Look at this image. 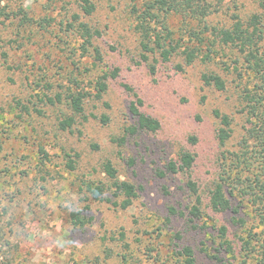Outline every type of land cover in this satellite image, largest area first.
<instances>
[{
	"label": "rangeland",
	"instance_id": "1",
	"mask_svg": "<svg viewBox=\"0 0 264 264\" xmlns=\"http://www.w3.org/2000/svg\"><path fill=\"white\" fill-rule=\"evenodd\" d=\"M94 4L92 15L83 16L76 0H0V9L21 6L34 20L20 27L18 19L0 16V264H179L176 253L184 246L193 248L196 264H215L200 252L202 244L211 247L216 235L212 222L203 229L195 226L203 225L205 217H212L217 226L227 225L236 248L243 234L229 224V212L213 214L208 207L216 159L222 151H235L244 135L242 82L223 65L242 63L241 55L234 48L216 46L211 60L199 58L178 71L176 65L183 63L178 54L158 65L151 76L145 64L135 65L138 36L130 1L94 0ZM238 4L242 19L259 14L264 20V9L253 0ZM231 13L223 9L209 18L210 23L228 27ZM74 14L101 33L93 40L102 52L101 64L93 62L90 52L81 55L80 39L67 28ZM45 17L52 19L47 26L37 24ZM167 21L180 36L182 20L170 16ZM108 46L116 50L110 52ZM113 67L119 68V77L109 82L101 101H86L87 120L78 118L71 131H61L58 123L70 113L67 101L49 104L40 100L42 95L65 96L68 79L86 83ZM210 73L226 82L224 91L203 84L201 75ZM122 83L139 95L142 112L157 119L160 129L130 138L117 156L110 139L135 122L128 113L132 97L123 91ZM46 84L51 85L48 91L42 88ZM103 102L109 109H104ZM213 110L232 120L231 138L222 148L216 139L219 125ZM102 114L109 116L108 124L100 123ZM190 137L197 142L192 144ZM93 143L100 146L99 151L89 148ZM40 149L47 154L45 160ZM182 150L196 155L193 170L156 177L155 170L163 169ZM64 154L74 160L73 170L65 166ZM129 157L136 160L133 168L126 165ZM105 159L114 163L120 180L138 188L127 209L112 204L119 200L112 190L100 201L85 191L86 182L108 185L101 170ZM188 179L197 182L205 213L193 222L186 210L193 198L185 187ZM231 201L237 204L234 198ZM169 207L185 214L167 220ZM73 211H81L88 222L73 225ZM119 233L123 240H118ZM223 263L227 264L225 258ZM233 263L241 264L240 256Z\"/></svg>",
	"mask_w": 264,
	"mask_h": 264
},
{
	"label": "trees",
	"instance_id": "2",
	"mask_svg": "<svg viewBox=\"0 0 264 264\" xmlns=\"http://www.w3.org/2000/svg\"><path fill=\"white\" fill-rule=\"evenodd\" d=\"M131 13L135 17L134 31L138 36L139 60L135 65L145 64L148 73L156 74L157 66L166 64L171 59L181 54L183 63L176 65V70L182 71L183 66L192 64L199 59L203 62L212 59L216 46L236 49L241 55L242 63H223L227 71H231L236 79L242 82L241 112L245 116L243 126L244 135L235 151H222L217 159V174L209 191L208 207L213 214L229 212L231 217L229 224L242 229V235L238 236V246H234L229 239V228L221 224L217 226L212 217H205L203 225L195 228L207 227V222H212L210 227L216 232L211 240V247L202 244L200 252L215 264H227L240 256L241 264H264V20L259 14H252L247 19H242L237 13L239 0H129ZM259 9H264V0H253ZM83 16H90L95 10L94 0H76ZM223 9L231 11L228 27H218L210 23L209 18L218 14ZM0 16L5 20L18 19L19 26L27 27L33 23L27 10L19 6L14 10L0 9ZM177 16L184 23L180 36L169 27L168 18ZM52 19L43 18L37 24L48 25ZM72 22L67 25L81 41L79 49L81 55L91 54L95 64L103 62L100 49L93 44L94 39L101 37L98 30L79 20L78 15H72ZM187 36V42L184 37ZM108 50H116L114 46H108ZM6 57L2 53V58ZM6 62V61H5ZM12 67H8L10 69ZM86 70V69H85ZM119 68L113 67L97 75L92 81L83 83L76 79H68L65 88V96L57 93L53 96L43 94L40 100L49 104L67 101L70 113L64 116L58 123L61 131H71L78 118L87 120L84 113L86 101L93 99L101 101L108 91L109 82L117 80ZM201 80L205 86L213 87L217 91H224L226 82L217 74H202ZM43 90L48 91L51 85H43ZM121 88L126 94L131 95L132 100L128 106V113L135 122L125 126L122 134L112 137L110 143L117 149V156L127 141L141 133H155L160 129V123L154 117L142 112L143 100L134 89L122 83ZM104 109H109V104L103 102ZM27 111L26 106L21 107ZM213 116L218 120L216 139L219 147H224L232 135V120L219 110H213ZM101 124L110 122L106 114L99 118ZM80 134V132H78ZM192 144L197 142L195 137L189 138ZM92 151H99L100 146L93 143L89 147ZM40 154L45 160L47 154L40 149ZM65 166L69 170L74 169V160L64 154ZM196 155L190 151L182 150L176 159H171L163 169L155 170V176L164 178L168 175L190 173L196 164ZM136 160L129 157L126 165L129 168L136 166ZM101 170L108 181V185L102 182H86L85 191L95 201L105 199V192L112 190V196L119 198L112 202L121 209L130 207L138 196V188L119 178L118 171L110 159H105ZM188 193L193 197L187 207V215L190 222L203 219L205 213L202 209V196L196 181L188 179L185 183ZM231 198L237 201L232 205ZM109 200L110 199H106ZM87 208V207H86ZM168 218L183 216L185 213L177 207H169ZM70 222L75 226H84L88 219L81 211L70 213ZM179 238L178 235H175ZM123 233H119L118 240H123ZM180 257L179 264H196L193 248L182 247L177 253Z\"/></svg>",
	"mask_w": 264,
	"mask_h": 264
}]
</instances>
